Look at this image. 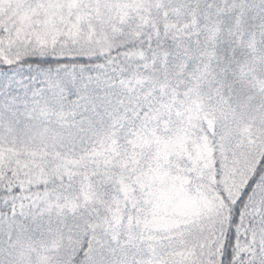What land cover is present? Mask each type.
I'll list each match as a JSON object with an SVG mask.
<instances>
[{
  "label": "snow or ice",
  "instance_id": "6c2138e0",
  "mask_svg": "<svg viewBox=\"0 0 264 264\" xmlns=\"http://www.w3.org/2000/svg\"><path fill=\"white\" fill-rule=\"evenodd\" d=\"M0 264H264V0H0Z\"/></svg>",
  "mask_w": 264,
  "mask_h": 264
}]
</instances>
